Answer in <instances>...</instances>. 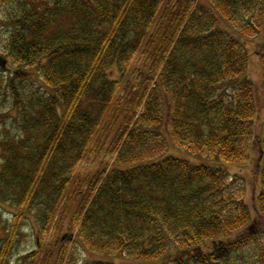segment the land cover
I'll list each match as a JSON object with an SVG mask.
<instances>
[{"label":"trees","instance_id":"trees-1","mask_svg":"<svg viewBox=\"0 0 264 264\" xmlns=\"http://www.w3.org/2000/svg\"><path fill=\"white\" fill-rule=\"evenodd\" d=\"M33 9L3 18L0 264L29 219L41 264H73L77 246L111 260L85 264H264L240 176L257 115L246 43L264 32V0ZM256 143L264 217V121ZM98 157L89 174L81 163Z\"/></svg>","mask_w":264,"mask_h":264},{"label":"rangeland","instance_id":"rangeland-1","mask_svg":"<svg viewBox=\"0 0 264 264\" xmlns=\"http://www.w3.org/2000/svg\"><path fill=\"white\" fill-rule=\"evenodd\" d=\"M48 0H0V51L3 49V42L8 37V34L10 32L9 26L6 22V20L9 18L7 15L8 13L11 14L10 18H14L15 16L18 17L21 15V12L23 9H27L30 7H33V10H37L38 7L41 4L46 3ZM21 3V4H20ZM41 8V7H40ZM39 8V10H40ZM22 10V11H21ZM5 18L6 20H4ZM9 23H11L9 21ZM10 25V24H9ZM264 32L261 34L260 38H256V40H249L246 43L247 51L249 53L248 58V68H247V78H249L255 88V96H256V102H257V115L253 122V129H252V135L249 140V156L250 160L245 162L247 169L243 174H240L242 176V183L244 185V197L243 201L248 205L250 209L251 217L255 220L257 224V229H264V217L258 212L257 205H256V196L260 189V182L257 172V167L259 158V152L257 149V138L259 137L262 127H263V121H264V109L262 105V95L264 93V67H262L260 61H259V54L264 48ZM28 81L26 83L32 84L33 81H38L37 78V71L31 70L27 73ZM6 73L0 72V77H5ZM2 77V78H3ZM11 97L3 98L1 89H0V125H7L8 128H10V120H8V116L10 114H7L6 108L10 105ZM169 152H174L180 155L178 151H173L170 149ZM105 153H101V157L104 156ZM99 156V157H100ZM98 157V158H99ZM114 159V155H109L107 158ZM188 160H192L191 157H186ZM89 162H83L81 163L82 166L90 168L89 174L93 173L94 170L97 167V163L100 161V158L95 161L93 159H88ZM251 162V163H250ZM263 164V163H262ZM80 165V167H81ZM10 207L6 204H3L0 202V217H3V219H7L9 217ZM37 230L34 226L33 220L29 219L21 228L20 235L17 237V241L12 246L11 250L9 249L8 252V259L6 261V264H41L42 259L45 255V249L43 246H38V241L40 242V238L37 237ZM5 237V232L2 228H0V244L1 241H3ZM77 241V240H75ZM50 242V235L47 234L44 239V246L47 245ZM78 243V242H77ZM74 246V243L70 244L68 246L69 249H72ZM78 250L75 248L74 251V262L73 264H85L94 260H108L111 261L109 258L105 257H99L97 255H92L86 251H84L79 246ZM74 250V249H73ZM50 258L55 259V256H50ZM66 264H70L68 259L66 261Z\"/></svg>","mask_w":264,"mask_h":264}]
</instances>
